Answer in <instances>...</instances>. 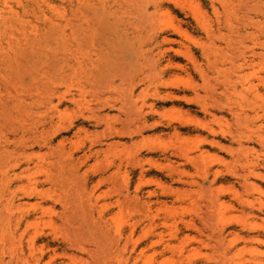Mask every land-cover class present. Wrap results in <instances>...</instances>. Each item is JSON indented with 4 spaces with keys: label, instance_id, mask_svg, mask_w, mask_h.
<instances>
[{
    "label": "rangeland",
    "instance_id": "obj_1",
    "mask_svg": "<svg viewBox=\"0 0 264 264\" xmlns=\"http://www.w3.org/2000/svg\"><path fill=\"white\" fill-rule=\"evenodd\" d=\"M35 1L0 0V264H264V0Z\"/></svg>",
    "mask_w": 264,
    "mask_h": 264
},
{
    "label": "bare ground",
    "instance_id": "obj_2",
    "mask_svg": "<svg viewBox=\"0 0 264 264\" xmlns=\"http://www.w3.org/2000/svg\"><path fill=\"white\" fill-rule=\"evenodd\" d=\"M27 1H28V0H27ZM30 2H32V1H30ZM34 2H36V1L33 0V3H34ZM38 2H39V1H38ZM42 2H43V1H41V3H42ZM44 3L46 4L47 2L45 1ZM48 3H49V0H48ZM5 4L8 5L7 2H5ZM35 4H36V3H35ZM49 5H50V3H49ZM51 5H52V4H51ZM10 7H11V6H10ZM37 7H38V6H37ZM43 7H44V6H43ZM46 7H47V6H46ZM46 7H45V9H46ZM33 8H34V7H33ZM33 8H32V9H33ZM10 9H11V8H10ZM50 9H51V8H50ZM34 10H35V8H34ZM34 10H33V11H34ZM36 10H37V9H36ZM41 11L43 12L44 10H41ZM12 12H14V14L16 13L15 11H12ZM36 12H37V11H35L34 13H36ZM12 14H13V13H12ZM16 14H17V13H16ZM16 14H15L14 16H16ZM32 14H33V13H32ZM45 15H46V14H45ZM45 15H44V16H45ZM38 16H39V15H38ZM45 18H46V17H45ZM66 21H67V20H66ZM51 22H53V21H51ZM51 24H52L53 26H52ZM51 24H50V25H51L52 27H55V26H56L55 23H54L55 26H54L53 23H51ZM58 24H59V23H58ZM57 26H59V25H57ZM52 27H51V28H52ZM51 28H50V30H51ZM53 29H54V28H53ZM76 31L78 32V30L73 31L74 34H75ZM77 32H76V33H77ZM181 33H183V32L181 31ZM65 34H66V32H65ZM74 34H73V35H74ZM74 36H75V35H74ZM35 38H36V37H35ZM35 38H34V39H35ZM37 38H40V37L38 36ZM188 58H190L192 61L195 59L194 56H193V54H191V53L188 54ZM169 96H170V97H173V98H174V97L176 98L177 93H176V92H172V93H170ZM184 99H187L186 96L184 97ZM205 110H206V112H208V109H207V108H205ZM216 145L219 146V147L222 148V149H225V148H226V147L222 144V142H217ZM224 231H225V228H222V229L219 230V235H218L219 238L222 239V238L224 237ZM222 240H224V239H222Z\"/></svg>",
    "mask_w": 264,
    "mask_h": 264
}]
</instances>
